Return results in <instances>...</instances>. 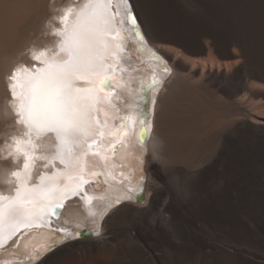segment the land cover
Wrapping results in <instances>:
<instances>
[{"label":"bare ground","instance_id":"6f19581e","mask_svg":"<svg viewBox=\"0 0 264 264\" xmlns=\"http://www.w3.org/2000/svg\"><path fill=\"white\" fill-rule=\"evenodd\" d=\"M69 1L0 0V182L21 165L1 151L17 127L7 77L32 61L35 44L52 40L45 36L49 22L58 24L53 17ZM131 3L172 70L148 84L156 100L152 133L151 125L143 127V138L141 131L127 138L115 154L137 167L134 185L140 175L147 178L143 197L117 205L112 198L126 186L105 178L93 203L96 210L112 207L102 226L92 208H67L69 218L100 235L53 252L41 247V259L30 264H264V0ZM136 44L149 57L150 49ZM119 94L124 101L111 112L129 111L140 93L126 83ZM57 236L27 235L6 255L34 254L33 247Z\"/></svg>","mask_w":264,"mask_h":264},{"label":"snow or ice","instance_id":"6c2138e0","mask_svg":"<svg viewBox=\"0 0 264 264\" xmlns=\"http://www.w3.org/2000/svg\"><path fill=\"white\" fill-rule=\"evenodd\" d=\"M116 2L125 7L119 20L112 11L114 0H83L65 8L53 17L59 21L51 32L56 38L53 46L32 51L39 66L19 65L7 77L10 103L25 133L15 140L11 153L22 159V168L10 173L13 194L0 195V234L5 225L11 236L21 227L46 222L96 175L87 171L85 158L96 154L92 149L100 147V138L115 131L107 117L116 108L112 98L122 79L115 76L120 33L125 21L136 24L138 19L134 3ZM137 35L143 38L139 31ZM146 131L141 129L142 138ZM57 163L62 167L55 171H38ZM54 250L55 245L46 247V252Z\"/></svg>","mask_w":264,"mask_h":264},{"label":"rangeland","instance_id":"374dc122","mask_svg":"<svg viewBox=\"0 0 264 264\" xmlns=\"http://www.w3.org/2000/svg\"><path fill=\"white\" fill-rule=\"evenodd\" d=\"M43 33H44V32H39L35 38L39 37V36H40L41 34H43ZM45 38H46V37H44V38H43V37H40V40L45 39ZM22 53H23V54H26V53H27V50L21 51V54H22ZM7 126H9V125H7ZM0 136L2 137V134H1ZM1 137H0V138H1ZM0 162H4V160H3V161L0 160ZM142 197H143V194L140 196V198H142ZM140 198H139L138 200H140ZM138 200H137V201H138ZM95 229H96V228H95ZM95 229H94V230H95ZM97 229H98L97 231H94V232H92V233H88L87 235H89V236H90V235H92V236H99V235H100V230H99V228H97ZM96 233H99V235H96ZM84 236H85V235H84ZM81 238H82V237H81ZM81 238H78V239H71V240H72V241H73V240H80ZM71 240H69V241H71ZM69 241H68V242H69ZM65 243H66V242H65ZM63 244H64V243H63Z\"/></svg>","mask_w":264,"mask_h":264}]
</instances>
